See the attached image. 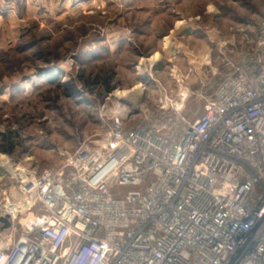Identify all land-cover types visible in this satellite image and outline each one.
Instances as JSON below:
<instances>
[{
  "label": "built area",
  "instance_id": "built-area-1",
  "mask_svg": "<svg viewBox=\"0 0 264 264\" xmlns=\"http://www.w3.org/2000/svg\"><path fill=\"white\" fill-rule=\"evenodd\" d=\"M188 95L115 113L27 174L0 213V264H264V16L194 119Z\"/></svg>",
  "mask_w": 264,
  "mask_h": 264
},
{
  "label": "rangeland",
  "instance_id": "rangeland-1",
  "mask_svg": "<svg viewBox=\"0 0 264 264\" xmlns=\"http://www.w3.org/2000/svg\"><path fill=\"white\" fill-rule=\"evenodd\" d=\"M263 16L264 0H0V132L12 142L0 137V213L27 174L58 169L92 145L111 115L125 114L121 104L167 106L187 88L184 115H201L251 55ZM155 52L164 62L141 76ZM110 73L115 88L104 96ZM140 82L138 105L135 93L113 95Z\"/></svg>",
  "mask_w": 264,
  "mask_h": 264
},
{
  "label": "bare ground",
  "instance_id": "bare-ground-1",
  "mask_svg": "<svg viewBox=\"0 0 264 264\" xmlns=\"http://www.w3.org/2000/svg\"><path fill=\"white\" fill-rule=\"evenodd\" d=\"M185 24L184 21H178L177 22V27L179 26H183ZM165 45H166V49L167 48H170L171 46V43H172V38L171 36H166L165 38ZM168 54V52H167ZM164 62V57L159 53V52H155L151 57L149 58H146V59H142V63H141V76H146L149 72L152 71V69L157 65H162V63ZM142 83V82H140ZM143 85H135L132 89L130 90H117L113 95H116V96H120L121 98L122 97H126L130 94L133 95V93H135L137 96L135 97H139V99H135L136 103L135 105H138V102H140V98L142 97V95L144 94V91H145V85L144 83H142ZM188 95V91L186 89H181V98L182 100L179 102V104H182V102L184 101L185 97ZM134 98V97H132ZM139 100V101H138ZM138 101V102H137ZM134 102V101H133ZM132 102V103H133ZM122 105V112L123 113H126V111L130 108H132L133 106H131V104L129 106L124 105V104H121ZM6 158L5 156L1 155L0 156V159H4ZM10 161V159H9ZM12 163V162H11ZM10 169V168H9ZM12 173V171H10ZM8 174H4V173H1V178L4 177V176H7Z\"/></svg>",
  "mask_w": 264,
  "mask_h": 264
},
{
  "label": "trees",
  "instance_id": "trees-1",
  "mask_svg": "<svg viewBox=\"0 0 264 264\" xmlns=\"http://www.w3.org/2000/svg\"><path fill=\"white\" fill-rule=\"evenodd\" d=\"M112 74H107V76L103 79V81L101 82V89H102V94H104V96L111 92L114 88H115V84L111 83V79H112ZM97 80H93L91 82H88V86H90L91 84H95L97 83ZM0 137H3V139H5L7 141V144L10 146H12V142L10 140V136L6 133H1L0 132ZM7 151H10L9 148H6Z\"/></svg>",
  "mask_w": 264,
  "mask_h": 264
},
{
  "label": "water",
  "instance_id": "water-1",
  "mask_svg": "<svg viewBox=\"0 0 264 264\" xmlns=\"http://www.w3.org/2000/svg\"><path fill=\"white\" fill-rule=\"evenodd\" d=\"M144 79L146 78V77H143Z\"/></svg>",
  "mask_w": 264,
  "mask_h": 264
}]
</instances>
